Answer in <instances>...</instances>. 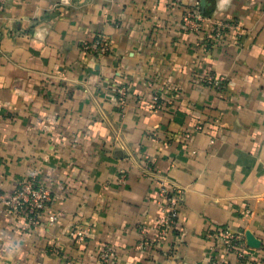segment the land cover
<instances>
[{"label":"crops","instance_id":"crops-1","mask_svg":"<svg viewBox=\"0 0 264 264\" xmlns=\"http://www.w3.org/2000/svg\"><path fill=\"white\" fill-rule=\"evenodd\" d=\"M197 5L245 39L186 29ZM100 35L106 55L82 48ZM29 177L52 201L39 226L0 201V264H103L105 246L119 264H264V0H0V193ZM163 188L184 197L167 234ZM222 227L245 260L208 237Z\"/></svg>","mask_w":264,"mask_h":264},{"label":"built area","instance_id":"built-area-1","mask_svg":"<svg viewBox=\"0 0 264 264\" xmlns=\"http://www.w3.org/2000/svg\"><path fill=\"white\" fill-rule=\"evenodd\" d=\"M184 26L189 31L207 30L210 32V41H221L229 33H233L238 42L245 39V32L242 24L236 19H214L200 11L197 5L195 9L188 10L183 18ZM82 48L89 53L98 57L106 55L109 52V42L102 36H98L93 41H85ZM203 81L221 88L224 84L223 77L207 75ZM118 101L123 106L126 104L127 88L121 86L118 89ZM163 106L161 96L155 94L151 108L159 110ZM198 128H202L201 125ZM163 206L159 218L158 228L162 234H167L175 229L179 216V210L183 203L184 197L180 189L163 188L161 191ZM0 201L5 203L9 209L17 215H24L31 226H39L42 221L43 212L48 208L52 201V191L45 185L41 184L35 177H29L22 180L11 194L0 193ZM56 217L51 218V223ZM143 231L146 228L142 227ZM89 228L85 226H74L70 230V235L78 240L85 239ZM208 237H220L228 250L235 253L241 260L248 257L246 250V241L242 233L235 232L229 227L216 228L208 233ZM100 259L103 264H119L117 254L111 246H105L100 249Z\"/></svg>","mask_w":264,"mask_h":264}]
</instances>
